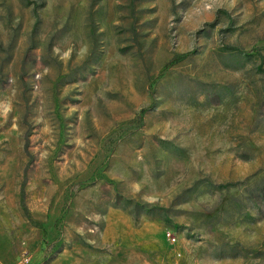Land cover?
I'll use <instances>...</instances> for the list:
<instances>
[{"label": "rangeland", "instance_id": "obj_1", "mask_svg": "<svg viewBox=\"0 0 264 264\" xmlns=\"http://www.w3.org/2000/svg\"><path fill=\"white\" fill-rule=\"evenodd\" d=\"M0 264H264V0H0Z\"/></svg>", "mask_w": 264, "mask_h": 264}]
</instances>
